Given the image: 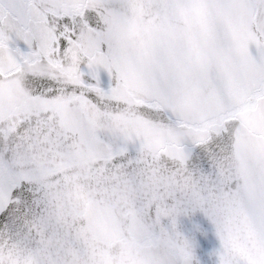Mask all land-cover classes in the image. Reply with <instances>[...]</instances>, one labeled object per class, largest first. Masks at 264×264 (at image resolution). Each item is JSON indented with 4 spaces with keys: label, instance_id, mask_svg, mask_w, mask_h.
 Returning a JSON list of instances; mask_svg holds the SVG:
<instances>
[{
    "label": "snow or ice",
    "instance_id": "obj_1",
    "mask_svg": "<svg viewBox=\"0 0 264 264\" xmlns=\"http://www.w3.org/2000/svg\"><path fill=\"white\" fill-rule=\"evenodd\" d=\"M0 264H264V0H0Z\"/></svg>",
    "mask_w": 264,
    "mask_h": 264
}]
</instances>
